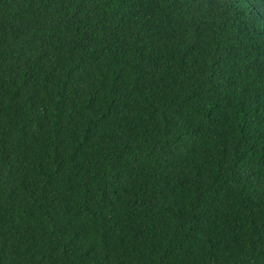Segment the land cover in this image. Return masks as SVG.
Returning a JSON list of instances; mask_svg holds the SVG:
<instances>
[{"label": "trees", "instance_id": "16d2710c", "mask_svg": "<svg viewBox=\"0 0 264 264\" xmlns=\"http://www.w3.org/2000/svg\"><path fill=\"white\" fill-rule=\"evenodd\" d=\"M0 264H264V0H0Z\"/></svg>", "mask_w": 264, "mask_h": 264}]
</instances>
